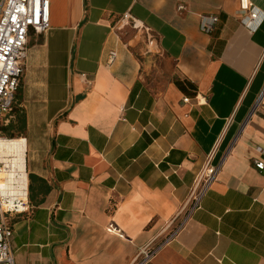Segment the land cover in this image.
I'll use <instances>...</instances> for the list:
<instances>
[{
  "label": "crops",
  "instance_id": "1",
  "mask_svg": "<svg viewBox=\"0 0 264 264\" xmlns=\"http://www.w3.org/2000/svg\"><path fill=\"white\" fill-rule=\"evenodd\" d=\"M125 13L136 30L117 29ZM244 15L239 0H51L13 109L28 184L8 219L15 264H264V21ZM210 156L217 179L192 209Z\"/></svg>",
  "mask_w": 264,
  "mask_h": 264
},
{
  "label": "built area",
  "instance_id": "2",
  "mask_svg": "<svg viewBox=\"0 0 264 264\" xmlns=\"http://www.w3.org/2000/svg\"><path fill=\"white\" fill-rule=\"evenodd\" d=\"M183 6H180L182 8ZM240 9L245 12L241 18L248 28L256 30L264 21V12L252 0H239ZM51 0H0V121H8L14 108L16 93L18 91L21 78L24 74V58L31 33L44 35L50 29ZM124 19L131 20L138 26L140 21L130 13H125ZM218 21L216 15H203L201 17V30L211 31ZM110 58L117 56L115 50L110 51ZM262 92L260 98L263 96ZM190 98H184L188 102ZM1 136V131H0ZM262 152L261 148L259 150ZM210 156L208 162L198 175L197 186L193 192L192 209L198 206L203 194L210 189L216 181L219 167L213 162ZM255 167L264 174V159L258 158L254 161ZM6 164L0 158V264H15L14 252L12 249L13 228L9 223L6 213L3 210L5 196L2 194V184L5 178L2 173L6 169ZM28 194V184L26 186V196ZM16 204L10 212L22 213L26 207L23 196L17 195ZM119 232L116 228L114 229ZM175 232V231H174ZM173 232V233H174ZM146 259H149L153 251H144Z\"/></svg>",
  "mask_w": 264,
  "mask_h": 264
},
{
  "label": "bare ground",
  "instance_id": "3",
  "mask_svg": "<svg viewBox=\"0 0 264 264\" xmlns=\"http://www.w3.org/2000/svg\"><path fill=\"white\" fill-rule=\"evenodd\" d=\"M25 145L26 142L24 139L3 138L2 136H0V157H11L10 159L9 158L6 159V161L9 162V169L8 166H6V169L2 173L3 177L5 178L3 183L5 184L4 187L2 184L3 195H5L6 193H10L14 188L12 184L15 183V181H18L19 186L23 188V192H22L24 195L23 197H27ZM3 210H4V202H3Z\"/></svg>",
  "mask_w": 264,
  "mask_h": 264
},
{
  "label": "rangeland",
  "instance_id": "4",
  "mask_svg": "<svg viewBox=\"0 0 264 264\" xmlns=\"http://www.w3.org/2000/svg\"><path fill=\"white\" fill-rule=\"evenodd\" d=\"M115 23L117 25V29L118 30H121L122 31V30H124V28H129L131 30H136L133 27V23H132L131 20H127V19H124V18H118ZM25 58H26V56H25ZM24 67H25V64H24ZM13 109L15 110V107ZM14 110L12 111V114H13ZM14 120H15V117H14V114H13V117L10 119V121H8V122L7 121H2V120L0 121V126H9L10 127V125L12 124V126L10 127L8 133H6L4 131H1V136L3 138H20V137H23L21 135V132H20L21 130L19 128V122H13ZM20 139H23V138H20ZM0 158H1V160L3 162H5V164L8 166V169H9V162H7L6 159L7 158L10 159L11 157H0ZM4 185L5 184H3V187H4ZM12 186L14 187L13 190L10 193H6L4 195L5 196V200H4V210L5 211H9L8 213H6L7 219L10 218V214L11 213H13V214L16 213V212H10V209L13 207V204H14V206L16 204H19V202H17V198H18L17 195L24 196L23 193H22L23 192V188H21L19 186L18 181H15V183H13ZM17 187H19V188H17ZM10 223H11V221H10Z\"/></svg>",
  "mask_w": 264,
  "mask_h": 264
},
{
  "label": "trees",
  "instance_id": "5",
  "mask_svg": "<svg viewBox=\"0 0 264 264\" xmlns=\"http://www.w3.org/2000/svg\"><path fill=\"white\" fill-rule=\"evenodd\" d=\"M9 128H10L9 126H0V131H4V132L8 133Z\"/></svg>",
  "mask_w": 264,
  "mask_h": 264
}]
</instances>
